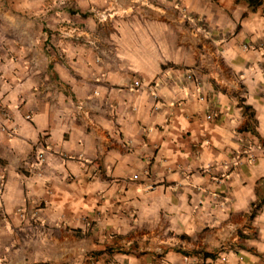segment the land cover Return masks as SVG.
Listing matches in <instances>:
<instances>
[{
  "label": "crops",
  "instance_id": "obj_1",
  "mask_svg": "<svg viewBox=\"0 0 264 264\" xmlns=\"http://www.w3.org/2000/svg\"><path fill=\"white\" fill-rule=\"evenodd\" d=\"M257 2L0 0V264H264Z\"/></svg>",
  "mask_w": 264,
  "mask_h": 264
},
{
  "label": "rangeland",
  "instance_id": "obj_2",
  "mask_svg": "<svg viewBox=\"0 0 264 264\" xmlns=\"http://www.w3.org/2000/svg\"><path fill=\"white\" fill-rule=\"evenodd\" d=\"M94 13L96 14V19L98 22L102 23V22H105L109 19V16H108L107 12H105V11H95ZM66 34H68V33H66ZM72 35H73V33L69 34V37L74 38V39L79 38V37L77 38L76 35H75V37H74V35L73 36ZM57 36H58V38H62V37L65 38L66 37L65 33L62 30H58ZM85 39L87 40L86 42L92 46L94 51L99 52L102 49L100 46L102 40L104 39V35L102 32L98 31L95 33H90V35H85ZM57 54L60 55L59 57L61 58V54L58 53V51H57ZM79 104L77 106L81 107Z\"/></svg>",
  "mask_w": 264,
  "mask_h": 264
},
{
  "label": "built area",
  "instance_id": "obj_3",
  "mask_svg": "<svg viewBox=\"0 0 264 264\" xmlns=\"http://www.w3.org/2000/svg\"><path fill=\"white\" fill-rule=\"evenodd\" d=\"M190 78H191V76H190ZM135 84L140 85L139 82H135ZM0 109H1V111L4 110L1 104H0ZM28 117H30V116H28ZM209 118H211V116H209ZM248 145L249 146L247 147L246 152L249 154L250 159L254 157V155H253L254 150H261L264 153V145H262L259 142L250 141ZM35 157H36V161L39 163H43L46 159V145L42 140L36 146Z\"/></svg>",
  "mask_w": 264,
  "mask_h": 264
},
{
  "label": "trees",
  "instance_id": "obj_4",
  "mask_svg": "<svg viewBox=\"0 0 264 264\" xmlns=\"http://www.w3.org/2000/svg\"><path fill=\"white\" fill-rule=\"evenodd\" d=\"M258 0H249V2L252 4V5H256L258 2ZM256 207L259 208V204H256ZM254 208V207H253ZM255 214V211L252 212V215Z\"/></svg>",
  "mask_w": 264,
  "mask_h": 264
}]
</instances>
